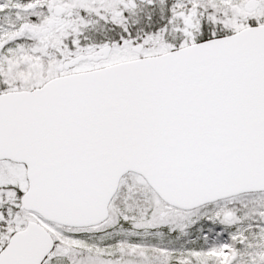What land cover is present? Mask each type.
I'll return each instance as SVG.
<instances>
[{"label":"snow or ice","instance_id":"6c2138e0","mask_svg":"<svg viewBox=\"0 0 264 264\" xmlns=\"http://www.w3.org/2000/svg\"><path fill=\"white\" fill-rule=\"evenodd\" d=\"M0 264H264V0H0Z\"/></svg>","mask_w":264,"mask_h":264}]
</instances>
